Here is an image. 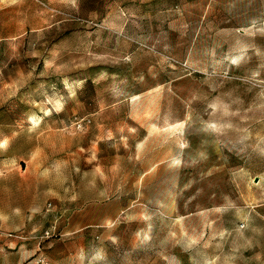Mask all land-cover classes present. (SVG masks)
<instances>
[{
    "label": "rangeland",
    "instance_id": "374dc122",
    "mask_svg": "<svg viewBox=\"0 0 264 264\" xmlns=\"http://www.w3.org/2000/svg\"><path fill=\"white\" fill-rule=\"evenodd\" d=\"M0 264H264V0H0Z\"/></svg>",
    "mask_w": 264,
    "mask_h": 264
}]
</instances>
